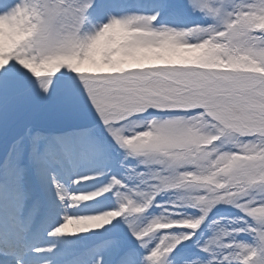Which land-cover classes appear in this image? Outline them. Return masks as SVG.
<instances>
[{
  "label": "snow or ice",
  "instance_id": "obj_1",
  "mask_svg": "<svg viewBox=\"0 0 264 264\" xmlns=\"http://www.w3.org/2000/svg\"><path fill=\"white\" fill-rule=\"evenodd\" d=\"M0 264H264V0H0Z\"/></svg>",
  "mask_w": 264,
  "mask_h": 264
}]
</instances>
